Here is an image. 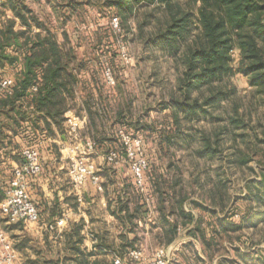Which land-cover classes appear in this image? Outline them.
Instances as JSON below:
<instances>
[{
	"label": "rangeland",
	"instance_id": "1",
	"mask_svg": "<svg viewBox=\"0 0 264 264\" xmlns=\"http://www.w3.org/2000/svg\"><path fill=\"white\" fill-rule=\"evenodd\" d=\"M180 1L191 4L195 13L192 32H197L198 2ZM24 3L75 55L72 65L79 78L77 101L89 100L95 122L91 126L89 111L76 101L80 126L67 134L69 144L81 145L82 150L67 159V164L70 168L79 159L92 165L102 186L97 200L105 197L108 201L105 189L112 198L124 194V182L135 181L134 164L144 161V188L136 189L149 205L147 213L135 220L136 233L144 232L145 222L144 227L140 226L143 219L152 226L149 208L157 197L153 181L174 182L178 178L177 189L183 188L188 199L184 202L185 213L179 204L177 208L182 244L175 264H264V92L252 87L246 75L237 73L228 81L230 87H235L229 98L207 103L197 115L186 114L175 101L183 96L178 84L183 72L181 62L160 42L144 36L156 27L157 19L163 15L161 8L141 4L135 14L122 18L109 0ZM232 56L235 65L239 52ZM236 106L242 114L243 121L239 123L232 121V117L239 116ZM124 135L142 140L133 157L125 155ZM204 135L211 138L212 154L203 150ZM112 153L118 157L110 159ZM165 204L167 212L169 201ZM97 211L98 231L117 234L122 230L119 220L103 221L100 206ZM186 213H192L194 221L200 220L199 228L195 222L182 224L189 218ZM168 215L170 220L176 217ZM18 226L10 223L0 209V230L10 235L29 233L25 223ZM189 233H220L215 234L218 250L211 256L202 242ZM145 239L140 244L143 256L152 258L153 249L145 247ZM155 241H151L154 248Z\"/></svg>",
	"mask_w": 264,
	"mask_h": 264
},
{
	"label": "trees",
	"instance_id": "2",
	"mask_svg": "<svg viewBox=\"0 0 264 264\" xmlns=\"http://www.w3.org/2000/svg\"><path fill=\"white\" fill-rule=\"evenodd\" d=\"M194 1L198 2V31L195 33L192 32L195 13L191 4L187 6L180 0H109V4L116 7L122 18L135 14L141 4L153 5L154 8L163 10L156 27L150 29L147 35H144L143 24L140 29L146 40L160 42L181 62L183 72L178 84L183 96L177 97L175 101L186 114L197 115L205 110L207 103L213 104L220 99L229 98L235 92V87H230L228 81L237 73L246 75L252 87L264 92V0ZM3 6L12 11L13 17L5 18L0 25V78L15 75L16 84L10 92L0 94V131L3 126L15 129L10 120L20 126L21 121L28 116H33L35 122L42 120L50 133H54L53 126L64 131L66 124L69 126L65 113L74 110L78 114L75 107L79 78L72 65L75 60L73 50L66 49L65 43L59 41L56 33L40 20L24 0H5ZM235 51L239 52V59L234 65L232 54ZM19 65L21 69H18ZM193 91L197 92L194 96ZM23 106L31 109L28 111ZM84 106L92 117L90 120L93 126L95 121L89 100L84 101ZM235 110L238 113V106ZM238 114L239 116L232 117L235 123L243 121L242 114ZM203 141L204 152L212 154L211 138L204 135ZM30 147L35 148L34 145ZM9 181L3 184L4 195ZM164 182L157 179L153 181L160 203L163 229L162 233H157V238L160 242L169 243L179 231L178 204L185 213L184 202L188 196L183 193V188L177 189L180 182L178 178L174 182ZM136 186L135 181L124 182V194L115 198L104 190L108 198L109 213L123 226L112 245L104 238L96 246H114L115 251L122 253L138 242L135 220L142 218L148 208ZM165 201H169L170 205L167 212ZM168 214L176 217L171 221ZM187 217L189 218L183 221V225L195 222L194 225L199 228L200 220L194 221L192 213L187 214ZM230 222L238 226L235 221ZM85 224V220L81 218L65 232L70 248L77 254L70 258L73 262L69 264H113L105 256L90 259L95 253L86 252L82 248ZM127 224L128 232L135 234L132 238L126 232ZM189 234L198 238L211 256L218 250L219 243L215 234L220 233Z\"/></svg>",
	"mask_w": 264,
	"mask_h": 264
},
{
	"label": "crops",
	"instance_id": "3",
	"mask_svg": "<svg viewBox=\"0 0 264 264\" xmlns=\"http://www.w3.org/2000/svg\"><path fill=\"white\" fill-rule=\"evenodd\" d=\"M3 12L8 13V15L12 13L10 9L5 7ZM20 67L21 65L18 69ZM6 68H9L10 71L13 70L11 67ZM76 95L77 101L79 99L78 93ZM77 103L79 106L84 105V102L77 101ZM24 109L29 111L31 108L24 107ZM73 113H75L73 110L67 111L65 113L66 118L73 117ZM2 120L8 121L7 119ZM10 121L11 126H14L15 129L10 126H3L0 131V204L4 199L3 184L11 179L13 169L23 162L24 149L34 145L40 153L43 164L42 172L36 177H31L28 183V190L39 209V221L25 223L29 233H11L10 235L19 264H52L54 262L69 264L73 262L70 258L77 254L70 248L65 232L70 230L72 223L78 222L81 218L86 223L82 232L85 236L82 248L86 252L93 251L95 253L90 256V259L105 256L115 264L116 257L125 258L129 250L135 248L141 250L143 255L144 252L140 244L142 246V238H146L144 245L147 248V245H150L153 254L161 247L170 248L172 260L169 264L178 263L176 258L180 253L182 244L179 238L180 233L169 243L160 242L157 238V233L163 231L160 203L157 197L153 199V204L149 208L151 213L149 215H152L149 221L151 220L152 226L144 219L141 220L140 226L144 227L145 224L146 228L143 233H137L139 240L134 246L122 253L115 251L114 246L111 248L96 246L99 241H104V238L108 244L112 245L116 238V233H100L103 230L98 231L96 227L97 220L100 218L97 211L98 206L102 210L101 218L103 221L105 219L109 222L114 217L108 211L105 197L101 198L100 201L97 200V185L90 179L83 184H77L71 173V167H68L67 159L74 158L80 152L79 150H82L81 145L72 146L69 144L67 134V132H76L80 126L79 122L76 124L73 120L70 126L66 124L64 131L53 126L54 133H50L45 129L43 121L35 122L33 116H28L22 120L20 126L13 124L12 120ZM164 205L166 204L164 203ZM60 219H65L63 225L55 228L50 227L52 223ZM18 223H15L17 227H19ZM128 236L132 238L135 234L129 233ZM152 240H156L155 248L151 243ZM202 249L203 247L199 244L200 255H202ZM150 259L151 256L149 258L143 256L142 260L132 264H145Z\"/></svg>",
	"mask_w": 264,
	"mask_h": 264
},
{
	"label": "built area",
	"instance_id": "4",
	"mask_svg": "<svg viewBox=\"0 0 264 264\" xmlns=\"http://www.w3.org/2000/svg\"><path fill=\"white\" fill-rule=\"evenodd\" d=\"M4 1L0 0V9L4 10ZM7 13L0 14L1 22L6 18ZM116 19V23H117ZM16 84V76L9 75L0 78V94L10 92L12 87ZM36 88V87H34ZM73 117L67 118V123L70 126L73 120L78 123L77 116L73 113ZM124 144L126 147V157H133L135 150L140 148L141 138L131 140L130 136L124 135ZM89 147H93V143L89 142ZM117 153L109 155L110 159H116ZM146 169V163L139 161L134 164L133 173L135 176V184L144 188V170ZM43 170V164L38 149L28 147L23 150V162L13 169L12 177L5 189V198L0 204V209L3 215L7 217L10 223H35L39 221L40 213L37 205L34 203L32 196L28 190V183L31 177L38 176ZM71 173L77 184H83L90 179L99 189L102 190V186L99 185V177L94 173L92 165L85 164L82 160L76 159L71 165ZM65 223V219H60L50 225L51 228L61 226ZM171 249L167 247H161L156 250L153 257L145 264H169L172 260ZM142 251L138 249H131L124 257H116L115 264H132L136 261L142 260ZM0 264H19L16 249L14 248L12 238L9 233L0 230Z\"/></svg>",
	"mask_w": 264,
	"mask_h": 264
}]
</instances>
